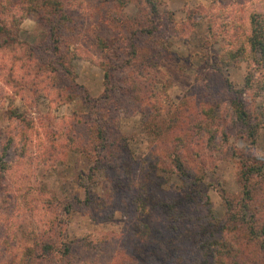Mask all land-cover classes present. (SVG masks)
<instances>
[{
    "label": "rangeland",
    "instance_id": "374dc122",
    "mask_svg": "<svg viewBox=\"0 0 264 264\" xmlns=\"http://www.w3.org/2000/svg\"><path fill=\"white\" fill-rule=\"evenodd\" d=\"M227 1L152 0L160 19L155 18L157 29L149 27L150 35L136 33L140 56L130 53L128 40L121 44L117 38H130L122 17L132 19L138 3L150 13L147 0L52 1L42 7V15L39 8L31 9L11 28L18 42L0 47V264H16L22 255L25 264H192L199 255L197 240H204L197 235L200 224L227 226L230 214L238 213L244 203L241 163L250 156L248 164L259 167L251 180H264V86L259 91L258 85L245 86L250 71L255 81L264 80V65L247 60L221 63L218 56L235 33L229 35L219 26L209 31L205 15L214 4ZM14 4L19 12L28 6L22 0ZM81 4L84 14L73 10ZM197 11L204 17L195 14L189 20V12ZM7 13L6 23L12 20ZM171 18L176 28L166 30ZM56 24L60 42L55 44L46 26ZM99 35L106 49L96 45ZM28 46H39L50 60L37 74L40 61L35 54L28 59ZM55 46L58 52H52ZM67 50L73 54L70 59ZM164 51L170 55L157 60L159 72L142 83L141 56ZM59 54L65 55L64 62L69 60L70 74L64 79L50 73L44 82L47 68L62 60ZM22 67L32 76L24 82L19 78ZM63 83L70 87L59 90L57 85ZM228 83L245 89V107L257 123L253 144L243 137L246 132L227 107L217 112L220 122L202 112L232 98ZM104 116L112 148L95 149L99 141H93V128L86 122L97 124ZM193 120L213 128L214 146L208 143L212 132L203 131L205 138L192 133ZM72 125L78 138L74 147L66 140ZM91 135L93 140L85 139ZM7 137L14 140L6 147ZM81 147L91 154L79 153ZM98 151L112 160L113 168L101 159L96 162ZM111 180H121L120 186ZM151 183L158 190L146 201L139 199L138 209H133L131 200ZM159 188L183 191L206 218L175 237L149 230L162 223L155 204L166 198ZM50 193L67 198V207L52 200ZM255 196L260 208L252 211L263 219L264 197ZM38 241L51 246L50 253L33 249Z\"/></svg>",
    "mask_w": 264,
    "mask_h": 264
},
{
    "label": "trees",
    "instance_id": "16d2710c",
    "mask_svg": "<svg viewBox=\"0 0 264 264\" xmlns=\"http://www.w3.org/2000/svg\"><path fill=\"white\" fill-rule=\"evenodd\" d=\"M22 1L25 5L28 6L20 8L22 12H19L18 7H16V5L14 4V0H0V47L5 45L8 46L13 42H18V35L17 33L12 32L11 28L15 26L17 22H19V20L21 21L25 17H27L26 15L29 14L31 9L35 10L39 8V11H41L40 14L42 15L44 13L42 7L50 4L52 1L54 4L55 2L57 3L60 0ZM83 3L85 5V2ZM147 4L150 6V13H147L144 10V7L140 3H138L137 13L132 19L122 17L126 29L130 31V38L124 37L122 34H120V36L117 38V40L121 44H124L125 39L128 40L129 47L131 49L130 53L135 55H138L137 48H135L136 44L134 41L136 33H145L146 35H150L151 31L149 29H157L158 27V24L155 23V18L158 17L157 19H160V16H158V11L152 0H147ZM82 9L83 6L81 4L79 7L74 8L73 10L81 14ZM263 11L264 0H229L221 4V6H218V4H214L212 7L208 8L205 11V15L207 13L210 18V21L208 23L209 31H212L213 27L219 26L225 29V33H229V35L230 33H235L234 38H228L226 40V46L223 47L222 53L219 54L220 56H218V59H220L221 63L239 64L241 61L247 60L251 63L258 64L259 66L264 65ZM6 12H8L7 14L11 15L12 17V20L7 23L4 21V18L6 17ZM195 14H199L201 17H204L200 14V12L197 11L189 12L188 19H194ZM96 16L97 18H100V15L97 14ZM104 16L105 15H103V17ZM102 22L105 23V20L102 19ZM167 24L169 25L164 27L166 30H174L176 28V22L173 18H171ZM134 25L137 26V29L132 28ZM46 27L49 33V38H51L55 44L60 42V29H58L59 26L47 25ZM99 36H97L96 45H100L102 48L106 49L107 43L105 38ZM28 48L30 49V53H28V59L30 57V59L32 60V57L35 54V58L40 61L41 65L39 63L36 64L37 67L35 69V73L37 74L41 67H46L49 65L50 60H48V57L46 60L47 54L39 46H28ZM52 52H58V46L52 48ZM67 52L69 53L68 59L72 58L73 54L70 53L69 50H67ZM145 55L146 56H141L142 68L138 72L142 83L148 82L151 77H154L159 72L157 60L165 57V55L169 56L170 54L164 51L163 53L157 52L154 55ZM58 57H62V60L56 63V66L51 65V67L47 68L46 78L43 80L44 82L48 80V78L50 77V73H53L54 76H64V79L66 76L65 73L70 74L68 64L69 60L64 62L63 59L65 58V55L61 56L59 54ZM21 69L23 71L25 70L24 73L26 72V74L23 73L22 76H19L21 81L24 82L27 76L29 78H32V76H29L26 67H22ZM250 72L249 76H247L245 80V86L246 88H251L254 85H261L260 87L255 86L256 89L259 91V89H262V86H264V80L255 81L253 74H250ZM104 78L106 80H109V72L105 71ZM64 79H62L61 81H63ZM71 83L73 84L74 82L72 81ZM73 85L76 84L74 83ZM69 87L70 85H65L64 83L61 85H57V88L59 90H66ZM134 88H137V86ZM228 89L232 94V98H229L227 102H223L222 104H220L219 107H216V105H214L213 107L210 106L208 108L203 109L202 112L207 119L214 122L215 119L219 120V117H217L219 114L217 112H219L220 109L223 111V109L227 107V111H229L232 115V120L238 122L243 127V131L246 132L243 137L245 139H250V143L253 144L256 141L255 139H253V137L256 136L255 134L257 123L251 121L250 112L245 107V102L243 98V92L245 89H235L230 83H228ZM102 98L105 99L106 95ZM220 121L221 120H219V122ZM107 122L108 118L106 116L103 117V121L99 120L97 124H95L91 120L86 122V125H88L87 128H93L94 140L91 138L93 133L90 137L86 136L85 139H87L88 141L90 139H92L93 141H99V145L94 146L95 149L101 148V150H107V148L111 147L112 145L109 136V126ZM201 123V121L198 122L196 120H193V124L190 126L193 134L197 135L198 137L205 138L203 131L208 130L209 132H214V130H212L213 128H209L210 126L208 128L202 127L200 125ZM70 128L74 130L69 131L66 140L68 141L69 145L74 147L76 146V141L78 140L75 133L76 125H72ZM213 132L209 136L208 143L210 146L215 145L213 142ZM6 139L7 142L4 144V146L7 147L8 145H11L14 139H12L11 137H7ZM177 141L180 143H185V140L183 138H178ZM43 151L44 150L42 149L41 153H43ZM78 151L82 154H91V151H89V149L85 147H81V149ZM99 154V151L95 153L96 162L100 164L99 159H101V164L105 165V167H107L108 169L113 168L112 160L110 159L109 161L108 158H104ZM108 156L111 157V154L109 153ZM176 157L177 161H181L184 165L183 160L181 158H178L179 156ZM249 159L250 156L246 159V162L244 161L241 163L242 168L239 171V175H241L240 181L243 186L244 194V203L242 205L243 207H240L238 213L230 214V219L229 217L227 219V226L216 227L212 223H210V226L207 224H200L202 228L197 230V235L198 237L201 236L202 239L204 238V240H201L200 238L197 240L196 249L198 250L199 255L195 256L192 259V264H264V218H258V212L252 211L255 207V211H258L260 208V206L258 207L257 204L258 198H256L255 195L261 194L262 197H264V180H251L252 176L258 171L259 167H256L257 164H248ZM182 163L177 162L176 167L178 170L184 173V170L181 168ZM108 175L110 176V174ZM178 175L181 179L186 177L185 174L178 173ZM111 181L117 183L118 186H120L121 184V180ZM184 181L185 180H182L183 183ZM153 184L156 183L149 184V189H145L146 192L140 189V195L138 192L136 193L138 198L134 196V198L130 202L132 203L131 207L133 209H138L137 201L139 199L146 201L147 195L149 193L158 190L157 187ZM159 190L160 192H163L161 196L166 198H159V200L157 199L158 202L157 204H155L156 208L159 209L158 216L159 220L162 223L161 227H159L158 229L154 226L150 227L149 230H154L156 233H163L164 231L166 233L171 232V234H175V237L176 235H180L182 232H184V229H187V226L199 225L198 223L201 222L203 218H206L205 211L204 214L198 213V209L200 210V208L197 205H194L187 201L185 199V196H183V191L175 190L173 192L160 188ZM52 193H50L52 200L54 199L60 203L63 201L64 207H67L65 204L67 198L64 197L63 199H61L56 194ZM47 202L48 201L46 200V203ZM48 205L51 206L52 203L48 202ZM155 205H153L152 207L154 208ZM192 205H194L195 207L193 208ZM210 209L211 207L207 208V211ZM250 209V214L248 216L245 215L244 211L247 210L249 212ZM42 234H44V231H42ZM154 235L157 236V234ZM188 238L190 237L188 236ZM32 248H38V250H41L45 253H50V250L52 249L51 246L47 245V243H44L42 241H38L37 243L34 242ZM175 255L176 257H178V255L180 256L178 252H176ZM25 261L26 259L22 255L17 257V260L15 262L16 264H25Z\"/></svg>",
    "mask_w": 264,
    "mask_h": 264
}]
</instances>
